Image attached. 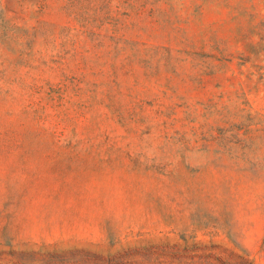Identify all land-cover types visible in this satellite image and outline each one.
<instances>
[{
	"label": "rangeland",
	"instance_id": "rangeland-1",
	"mask_svg": "<svg viewBox=\"0 0 264 264\" xmlns=\"http://www.w3.org/2000/svg\"><path fill=\"white\" fill-rule=\"evenodd\" d=\"M0 264H264V0H0Z\"/></svg>",
	"mask_w": 264,
	"mask_h": 264
}]
</instances>
